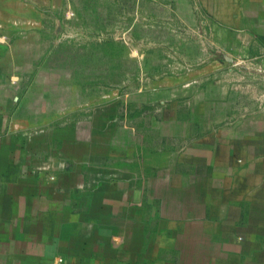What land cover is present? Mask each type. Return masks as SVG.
Masks as SVG:
<instances>
[{"label": "crops", "instance_id": "0c3cea01", "mask_svg": "<svg viewBox=\"0 0 264 264\" xmlns=\"http://www.w3.org/2000/svg\"><path fill=\"white\" fill-rule=\"evenodd\" d=\"M68 1L0 0V264H257L264 0H126V90L56 72Z\"/></svg>", "mask_w": 264, "mask_h": 264}, {"label": "rangeland", "instance_id": "374dc122", "mask_svg": "<svg viewBox=\"0 0 264 264\" xmlns=\"http://www.w3.org/2000/svg\"><path fill=\"white\" fill-rule=\"evenodd\" d=\"M98 4L100 6V0L97 2L96 0H69L66 3L62 16L55 20L60 31L55 30L56 45L59 47L53 51L49 59L54 58L56 61V72L64 73L69 77L71 75L81 85L82 82L88 86L96 83L103 88L117 86L126 90L129 82L132 83L146 71L155 69L147 66L148 64L144 65L143 58H148L150 55L155 60L163 58L162 50L158 46L153 48L146 45L140 49L128 48L125 44L130 35L121 32L126 29L131 15V12L124 10L127 5L126 0H119L118 13L114 12L113 17H95L94 10ZM151 5L149 9L152 18L151 41L157 42L160 37L165 36L171 40L168 33H159L158 3L153 1ZM105 7L110 11L109 1L107 5L103 4V8ZM83 8L88 11V16L84 17ZM174 21L171 19L170 22ZM110 28L116 29L119 33L110 31ZM134 35L139 40L145 37V34L138 33L137 30ZM46 39L49 42L53 38ZM137 82L138 80L135 83ZM257 250L258 257L255 263L262 264L264 249ZM234 261L237 264L235 259ZM247 263H252V260L249 259Z\"/></svg>", "mask_w": 264, "mask_h": 264}, {"label": "built area", "instance_id": "2783aa9c", "mask_svg": "<svg viewBox=\"0 0 264 264\" xmlns=\"http://www.w3.org/2000/svg\"><path fill=\"white\" fill-rule=\"evenodd\" d=\"M236 66L244 67V66H249L247 65V60H238L234 63Z\"/></svg>", "mask_w": 264, "mask_h": 264}]
</instances>
